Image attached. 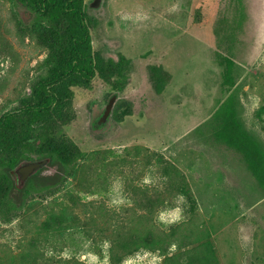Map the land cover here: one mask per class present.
I'll return each instance as SVG.
<instances>
[{
	"label": "rangeland",
	"instance_id": "obj_1",
	"mask_svg": "<svg viewBox=\"0 0 264 264\" xmlns=\"http://www.w3.org/2000/svg\"><path fill=\"white\" fill-rule=\"evenodd\" d=\"M86 3L100 70L71 87L45 128L68 163L24 181L19 171L11 188L8 166L40 155L0 151V264H264L258 158L216 134L233 93L264 150V0ZM27 17L0 0V117L34 103L70 56L64 30Z\"/></svg>",
	"mask_w": 264,
	"mask_h": 264
},
{
	"label": "trees",
	"instance_id": "obj_2",
	"mask_svg": "<svg viewBox=\"0 0 264 264\" xmlns=\"http://www.w3.org/2000/svg\"><path fill=\"white\" fill-rule=\"evenodd\" d=\"M14 1L28 13L25 20L27 23L45 21L55 28L64 30L70 53L68 58L62 59L64 61L57 75L35 87L34 103L6 112L0 117V151L15 153L21 146H33L40 155L36 159L27 158L28 161H39L40 163L32 173L34 175L39 171H46L48 166L68 163L70 155L64 145L50 138L45 128L58 105L71 94V87L88 84L98 74L100 65L88 22L87 0ZM222 62L225 68L223 83L228 88L233 87L236 84L235 62L227 56L222 57ZM114 64L117 63L114 61ZM234 98L235 95L231 93L222 104V108L228 111V115L223 127L216 133L217 138L230 146L254 153L258 158L254 169L264 187V150L238 121L235 105H233ZM20 116L25 117L24 128L18 126L17 120ZM38 128H41V132L34 135L33 131ZM19 162L16 161L14 165L18 166ZM14 167L8 166L4 175V178L10 181L11 188L15 184L14 175L19 174V168ZM53 176L44 175V177H38L37 180L49 183V180H56Z\"/></svg>",
	"mask_w": 264,
	"mask_h": 264
},
{
	"label": "water",
	"instance_id": "obj_3",
	"mask_svg": "<svg viewBox=\"0 0 264 264\" xmlns=\"http://www.w3.org/2000/svg\"><path fill=\"white\" fill-rule=\"evenodd\" d=\"M115 102V98H111L103 112V114L96 120V126L101 128L104 127L105 125L108 124V122L111 119V112L113 109V105ZM39 161H28L24 163L20 168L19 171L21 172L22 175V181H24L30 174H32L37 167L39 166Z\"/></svg>",
	"mask_w": 264,
	"mask_h": 264
}]
</instances>
